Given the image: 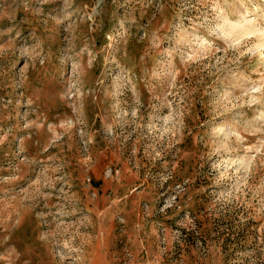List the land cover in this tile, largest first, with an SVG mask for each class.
Here are the masks:
<instances>
[{
  "label": "rangeland",
  "instance_id": "obj_1",
  "mask_svg": "<svg viewBox=\"0 0 264 264\" xmlns=\"http://www.w3.org/2000/svg\"><path fill=\"white\" fill-rule=\"evenodd\" d=\"M0 264H264V0H0Z\"/></svg>",
  "mask_w": 264,
  "mask_h": 264
}]
</instances>
